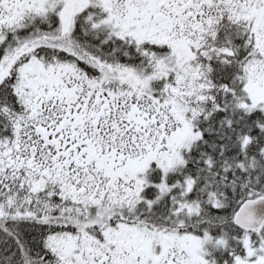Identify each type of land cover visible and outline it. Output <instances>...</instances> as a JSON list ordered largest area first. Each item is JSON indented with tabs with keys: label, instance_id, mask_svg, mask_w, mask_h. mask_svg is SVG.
<instances>
[{
	"label": "snow or ice",
	"instance_id": "obj_1",
	"mask_svg": "<svg viewBox=\"0 0 264 264\" xmlns=\"http://www.w3.org/2000/svg\"><path fill=\"white\" fill-rule=\"evenodd\" d=\"M0 264H264V0H0Z\"/></svg>",
	"mask_w": 264,
	"mask_h": 264
}]
</instances>
